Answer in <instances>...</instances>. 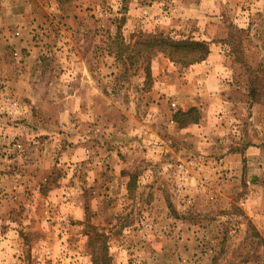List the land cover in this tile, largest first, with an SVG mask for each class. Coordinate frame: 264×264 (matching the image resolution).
<instances>
[{"label": "rangeland", "instance_id": "374dc122", "mask_svg": "<svg viewBox=\"0 0 264 264\" xmlns=\"http://www.w3.org/2000/svg\"><path fill=\"white\" fill-rule=\"evenodd\" d=\"M0 264H264V0H0Z\"/></svg>", "mask_w": 264, "mask_h": 264}, {"label": "trees", "instance_id": "16d2710c", "mask_svg": "<svg viewBox=\"0 0 264 264\" xmlns=\"http://www.w3.org/2000/svg\"><path fill=\"white\" fill-rule=\"evenodd\" d=\"M122 45L116 46V52L114 56L118 59L123 54ZM133 49H137L138 57L142 59V64H145L150 57L156 54H162L170 61H176L180 64H186L188 66L197 65L203 62L209 55V48L205 42L199 41H173L162 36H151L140 44H135ZM130 59V58H128ZM147 65V64H146ZM146 67H144L145 69ZM179 117L180 119H176ZM200 115L195 109H190L185 113H177L174 116V120L179 123L180 126L196 125L200 121Z\"/></svg>", "mask_w": 264, "mask_h": 264}]
</instances>
